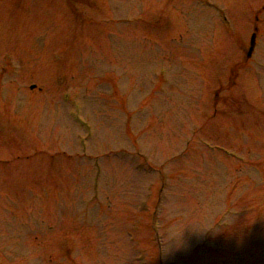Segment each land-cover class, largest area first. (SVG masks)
I'll return each mask as SVG.
<instances>
[{"label":"rangeland","instance_id":"obj_1","mask_svg":"<svg viewBox=\"0 0 264 264\" xmlns=\"http://www.w3.org/2000/svg\"><path fill=\"white\" fill-rule=\"evenodd\" d=\"M96 48L104 60H85ZM119 62L128 67L121 95ZM122 96L136 112L142 150L170 174L161 215L168 263L264 264V0H0V195L9 193L6 211L27 225L42 219L14 226L18 239L36 235L18 243L0 220V241L12 240L0 246V264H138L132 211L147 184L154 201L159 187L156 173L135 169ZM75 112L91 125L88 144L105 167L103 203L84 204L102 221L89 226L81 211L92 170L72 157L87 136ZM39 190L42 203L22 207L37 203Z\"/></svg>","mask_w":264,"mask_h":264}]
</instances>
